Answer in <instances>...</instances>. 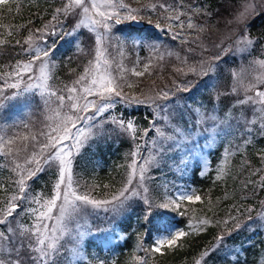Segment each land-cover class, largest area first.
<instances>
[{
  "label": "snow or ice",
  "instance_id": "1",
  "mask_svg": "<svg viewBox=\"0 0 264 264\" xmlns=\"http://www.w3.org/2000/svg\"><path fill=\"white\" fill-rule=\"evenodd\" d=\"M6 3L8 0H0V5ZM157 8L163 10L162 14L172 13L165 16L168 23L164 25L169 30L173 27L178 29L173 32L172 38L174 40L181 38L183 44L189 43V38L183 36L185 22L181 20V14L165 3H148L139 8H131L124 0H66L62 7L53 11L51 21L45 23L42 28H29V35L23 41L27 46L22 48L23 53L29 58L16 61L12 71L3 74L5 78L3 84H0V117L10 118L16 106L30 104L36 96L43 101L48 115L45 117L47 123L44 128L37 133L27 132L8 138L0 136V155L11 158L10 171L16 177L12 181L13 193L0 199V264H60L62 256L66 260L77 262L84 260L86 257L80 249V242L85 232L79 231L82 227L79 221L85 215L98 216L102 210L106 216L111 214L112 217H116L127 212L129 207L142 203L146 207L145 219H150L154 209L175 211L180 207V202L200 201L202 198L194 189L184 187L177 188L174 194L166 196L157 204L149 188V182L153 179L152 171L159 170L170 160L177 171L183 173L189 161L199 159L204 147L215 143L218 135L231 134L233 120L238 125L243 121L244 126H255L257 120L261 121L258 130L264 136V90L256 88L257 84L264 85V59H253L247 68L230 71L233 83L229 87L228 94H234L235 99L223 119L213 114L214 109L208 111L202 107L190 110L195 113L192 123L184 120L183 113H180L179 119L173 115L168 106L170 99L176 93H189L193 90L181 80L172 81V88L175 91L167 88L156 91L154 95L124 92L123 88L127 81L125 73L129 69H126L121 62L117 64V75L113 74L114 60L109 59L108 48L104 43L113 39L109 34L114 25H121L127 21L142 22L143 18H138L140 12L148 9L155 11ZM205 14L211 15V13ZM76 15L79 16V20L73 26L72 33L65 35H72L82 28L95 33V56L71 85L55 88L51 80L52 69L56 65L51 57L55 55L58 45L48 44L47 41L50 36L62 31L61 17L66 20ZM260 16H264V8L260 4L255 0H240L232 19L227 21L229 26L236 24L237 30L215 45L219 51L208 60L201 59L191 65L187 57L181 60L178 53L169 51L167 55H176V58L181 60V67L176 68L175 71L184 76L191 73L207 79L215 72L218 63L227 60L230 55L234 57L235 53L251 54L249 50H255V45L260 43V37L251 36L248 31L249 23ZM52 21L56 23L53 24ZM148 23L153 22L149 19ZM154 26L158 29L162 27L159 21ZM186 26L187 29L195 30L197 33L205 30L203 25L194 23L191 15ZM100 29L103 31H99ZM115 39L117 44L112 47H118L120 55L123 56L124 38L115 37ZM197 40L199 35L194 37L192 42ZM7 43L5 39H0V46ZM15 43L21 45L22 42L16 40ZM261 47L264 48V45ZM187 51L192 53L194 49L188 48ZM163 58V55L158 57L160 60ZM150 64L151 62L144 64V71H137L135 67L130 71L134 76H143L150 70ZM256 69L259 71L254 77L255 83L245 84L246 74L249 70ZM126 86L129 89L134 87L131 82H127ZM205 87H211L215 93L210 99L211 104L219 103L221 95H226L216 91L214 85L206 83ZM6 89H11V93L8 94ZM241 90L245 93L243 98L239 95ZM249 92L254 94L248 95ZM118 103L152 107L153 115L149 127L141 130L134 118L125 119L122 113L119 115L112 113L111 110L116 108ZM236 107L242 109L239 116L231 115L232 109ZM248 113L255 118H249ZM208 122H212L213 126L204 127ZM24 127L27 129L28 125L25 124ZM151 132H154V135L150 140H144L143 145L134 144L129 153L131 161L127 165L123 185L111 193L110 198L96 199L90 192L80 191V185L74 178L73 163L85 146L105 138L110 140L114 133L127 135L135 141L138 134L139 138L143 139ZM205 133L209 134L208 144L200 146L198 138ZM244 143L248 144L250 141L245 140ZM142 147L147 148V155L142 154ZM225 155L230 153L226 150ZM206 167L207 162L204 161V168ZM46 168L56 171V181L50 198L31 193V183L39 179ZM220 171L223 174L224 169L221 168ZM259 186L264 188V175L260 176ZM0 189H5V185L0 184ZM25 201L35 204L36 207L25 208ZM251 211L250 207L248 212ZM25 214L32 218L30 225L18 221V217ZM160 215L162 217L164 213L161 212ZM258 216L264 219V212L258 213ZM236 220V217L230 216L220 223L227 228L230 221ZM253 220L254 217L248 215L246 222H235L233 228H228L227 232L218 235L214 244L199 253V258L194 264H215V261L221 258L220 252L226 247L224 244L226 239L231 238L241 228L250 225ZM208 223L209 220L202 219L197 222V226H193L190 221L189 227L196 230L197 227ZM71 224L75 225L77 230L75 233L69 226ZM199 230L203 231V228L199 227ZM186 235L184 230L175 228L168 221H163L156 226L151 251L157 253L165 246L168 248L177 246L178 241ZM67 238L75 242L69 250H65ZM65 251L70 255L66 256ZM145 251L147 252L148 249ZM239 257L240 252H236L234 257L236 264H239ZM135 259L139 264H145L143 257ZM89 264L92 262L89 261ZM96 264H105V262L100 260Z\"/></svg>",
  "mask_w": 264,
  "mask_h": 264
},
{
  "label": "trees",
  "instance_id": "2",
  "mask_svg": "<svg viewBox=\"0 0 264 264\" xmlns=\"http://www.w3.org/2000/svg\"><path fill=\"white\" fill-rule=\"evenodd\" d=\"M66 0H8V3L0 5V39L8 41L7 44L0 46V81L4 79V75L8 73L12 66L18 60H25L29 58L27 54L23 53L22 48L27 45L23 44L25 38L29 35V28L38 29L51 21L53 11L62 7ZM132 4H142L134 0H126ZM232 1L239 0H181V3L187 8L192 9L195 4L199 5L196 17H201L204 26L202 33H197L189 38V43L183 44L180 40L174 42L172 37L164 38V34L150 28L149 25L135 27L129 22H125L119 26L113 27V33L124 39H139L141 43L155 44L160 41L161 43H168L173 49L180 54L181 60L185 57L188 63L198 62L201 59L208 60L211 56L216 54L215 45L218 37H214L219 32V28L224 24L223 15L225 4ZM169 2V1H167ZM167 4V3H165ZM156 13V11H154ZM153 13V12H152ZM205 13H211L207 15ZM79 16H72L63 20L61 27L64 29L63 33L55 36H50L47 43H56L58 48L55 55L51 59L55 62V67L52 69L56 77L60 79L63 76L62 71L65 64L66 66L73 64V58L68 56L76 49L75 41L77 40L76 34L65 35V33H72L73 26L76 24ZM153 22L155 21L152 19ZM29 21L31 23L29 24ZM143 22L147 24L146 19ZM55 24V21H52ZM250 31L255 37H260V43L264 45V16L252 20L249 25ZM195 30H192L193 33ZM11 33V34H9ZM199 35V40L192 42V39ZM188 34L186 37H189ZM214 37V38H213ZM20 40L21 45L15 43ZM167 40V41H166ZM215 42L212 48H207L209 44ZM115 44L117 41L115 39ZM114 44V45H115ZM130 45L123 46L122 63L124 66L131 64L132 55L130 52ZM212 46V45H211ZM145 49L144 46H142ZM118 50L119 48L116 47ZM188 48L194 49L192 53L187 51ZM120 53V52H119ZM151 51L147 52L148 57ZM237 54L230 55L227 60L218 63L215 72L211 73L216 75L214 82L215 89H224L225 81L227 80L228 72L231 70H238L242 60L248 53H240V58L237 59ZM120 55V54H119ZM264 55V54H263ZM84 62V58H83ZM80 70L78 67H76ZM209 75V77H210ZM207 79H202L199 75H194L193 78L198 79L193 83L192 91L187 93L185 101L189 104L195 102H202V100L209 98L212 88L205 87L208 84ZM154 83L150 81L149 85ZM190 86V85H189ZM214 95V94H213ZM228 97V96H226ZM200 100H198V99ZM220 97V102H222ZM38 102V97L35 98ZM172 103H175L173 100ZM21 105L15 107V112ZM208 106L215 107V104L209 102ZM220 106V105H219ZM172 107V106H171ZM187 113L189 107H185ZM112 113L117 115L123 114L125 119L134 118L136 124L140 129L146 128L153 115V108L147 105L129 106L127 104H117L116 108L111 110ZM180 112L177 113L179 118ZM185 120V115L183 116ZM11 118V116H10ZM4 119V118H2ZM233 139H238L236 134ZM231 140L218 141L217 144L208 151V166L203 171L201 170L199 160L194 159V162L188 168L183 177L177 174L175 177L169 170L168 165H164L159 170H153L151 175L153 179L150 181L151 186L156 188L162 176H170L171 180H188L192 182L195 191L201 196L200 201H183L180 202V207L173 211L172 209L162 210L154 209L150 219H145V212L138 204H135L127 209V212L122 214L117 220L118 227L122 230L123 236L120 240L107 248L98 250L101 252V259L105 264H139L135 259L136 257H143L145 264H194L195 260L199 258V253L205 250L208 245L215 243V238L222 233L227 232L228 228H233L235 222L242 220L243 216L248 214V209L256 205L259 198L262 197L264 188L260 185V176L252 172V166L260 154L264 153V136L253 137L249 144L241 145L236 149L228 158V162L221 159V154L225 145H230ZM233 148V145H230ZM132 149V143L129 141L127 135L113 134L111 139H101L94 141L84 147L81 154L74 160L73 173L75 180L80 184V189L89 188L90 185L94 186L95 191L101 192L105 189H116L122 183V169L125 161ZM11 159L6 160L0 157V184L5 185V189H0V199L11 195L14 191L12 181L16 178L10 171L9 166ZM224 172L221 174V167ZM203 172V174H201ZM172 174V175H171ZM219 177V178H217ZM55 175L50 172V169L40 175L39 179L31 183V193L34 195L37 191L44 193L49 192L55 180ZM253 181L254 183H248ZM259 183V185H257ZM175 184V183H174ZM107 185V187H105ZM247 185V186H245ZM160 194L156 193V198H160ZM28 201H25L24 207ZM250 206V207H247ZM27 208V207H26ZM164 215L161 217L160 213ZM184 213V215H181ZM236 217V221H230L227 228L220 223L229 217ZM28 214L18 217L19 223L27 222ZM88 218L96 225L97 218L93 215H85L82 221ZM202 219L210 221L207 225H201L203 231L193 230L189 227L191 221L193 226H197V222ZM163 221L175 223L180 225L187 235L178 241L177 246L168 248L165 246L161 252L153 253L151 245L153 244V234L156 232V226L160 225ZM70 227L74 233L77 231L75 225L71 224ZM88 241V239H85ZM214 240V241H213ZM213 241V243H211ZM71 238L65 241V250L74 245ZM226 247L220 252V259L215 261V264H236L234 259L236 252H240L239 264H264V237L261 235L258 225H248L236 231L231 238L226 239L224 242ZM110 249L114 250V254L108 255ZM145 249H148L146 252ZM67 251L65 255L67 256ZM105 254V255H104ZM96 264L97 259H88L87 262L82 264ZM60 264H68L64 256L60 258Z\"/></svg>",
  "mask_w": 264,
  "mask_h": 264
},
{
  "label": "rangeland",
  "instance_id": "3",
  "mask_svg": "<svg viewBox=\"0 0 264 264\" xmlns=\"http://www.w3.org/2000/svg\"><path fill=\"white\" fill-rule=\"evenodd\" d=\"M134 1H137V2L142 3V4H135L134 5V4L129 3L126 0H124V2L126 4H128L131 8H139L141 5L148 4V3H156V4L167 3V5L170 6V8L175 9L176 12L181 14L180 18L182 21L185 22L184 31H183V36H185V37L190 32H192V30L187 29V26H186L189 15L192 16L194 23H196L197 25H201V23H202L201 17H196V19H195V14H197L198 10H199L198 4H195L193 6V8L190 9V8H187V6L183 5L181 3V0H134ZM167 1H169V2H167ZM255 2L257 4H260L261 7L264 8V0H255ZM239 3H240V0L239 1H232V2L230 1L228 4H225V7H224L225 9L223 12V15L226 13L225 17L223 18L224 24L221 25V27L219 28V32L217 34H215V36H214V37H218V39L216 40L217 41L216 44H219L222 40H224V38L226 36H228L230 33H234L237 30L236 24H232L231 26H229L227 24V21L232 19V16H233L236 8L239 6ZM155 11H156V13L154 11H152L151 9L144 10V11L139 13L138 18L142 17L143 19H146L147 23H148L149 19L152 22H153L152 19H154L155 21L152 24H150V28H152L155 31H158V28H156L154 25L157 21H159L162 25V27L159 28V30L160 29L164 30V31H161L164 34V38L172 37L173 32L178 31V29L173 27L171 30H169L167 27H164V25H166L168 23V21L165 20V16L168 14H172V13L162 14L163 10L159 9V8H157ZM258 11H259V9H258ZM76 16H78V15H76ZM78 20H79V17H78ZM124 23L125 22H123L122 24H124ZM249 25H250V23H249ZM117 26H119V25H117ZM63 31H64V29L62 28V31H59L58 34L61 35V33H63ZM99 31L102 32L103 30L100 29ZM248 31L252 37H255L249 28H248ZM74 34H76V33H74ZM195 34H197V31L191 33V35L188 38H191ZM109 35L111 37H113V39L106 40L104 43V46L108 48L109 59L114 60V63L112 64V71H113L114 75H117V64L122 62V59L124 58V56L119 55L120 54L119 50L116 47H112V45L115 44V37H119L118 35L113 33V28H112V31ZM76 36H77L76 37L77 40L75 41L76 49L74 50V52L72 54L68 55V56H71L73 58V64L68 65V66H66V64H65L63 69H66V71H64V70L62 71L63 76L61 79L59 77H56L53 73V70H52L51 84L55 88H63L65 85H71L72 82L74 80H76L80 74L83 73L84 68L88 65L89 61L92 60L93 57L95 56V48H96L95 36H96V34L89 31L87 28H82V29H79V32ZM177 40H180V38L175 39L174 42H176ZM124 41L125 42L123 43V46L130 45L129 47H130V52L132 55L131 64H127L126 66H124L126 69H129V71L125 73V76L127 77V81L125 82V85L123 88L124 92L129 93V94H135V95H140L141 93H143L144 95H154L156 91H159L162 89L166 90L167 88H171L172 91H175V89L172 88V81L174 79L181 80L190 86H192L193 83H195V81L198 80V79L193 78L194 74L189 73L188 75L184 76L182 74H178L175 71L176 68L181 67V60H178L176 58V55H172V56L167 55V53L169 51H171L173 53H177L173 49L174 47L170 46L168 43H161L160 41H158L155 44H149V43L147 44L145 42L141 43V41L139 39L132 40V39H128V38L124 39ZM214 45H215V42L212 41V43L209 44L207 48L208 49L212 48ZM261 45H263V44L258 43L255 45V50L250 49L249 51L251 54L248 53L245 56V58L242 60V63L240 64L238 70H235V71H239L241 68H247L249 66V63L253 59H264V55H263L264 54V48H262ZM142 46H144L145 49H143ZM225 46H227V44H225ZM148 49H149V51H151L149 57L147 55ZM215 50H216V53L219 51L216 48H215ZM160 55L164 56L163 60L158 59V57ZM83 58H84V62H83ZM239 58H240V53L237 54V59H239ZM27 59L28 58H26L25 60H27ZM21 60H23V59H21ZM149 62H151L150 70L148 72H145V74L143 76L137 77V76L132 75L130 70L133 67H135L137 71H144V64L149 63ZM189 64L190 65L193 64V61ZM76 67H78L80 70H78ZM253 67H255V66H253ZM11 71H12V69L9 72H11ZM258 71H259V69H256L255 71L249 70V72L245 76L244 83L245 84H247L249 82L255 83L254 77L256 76ZM228 73L229 74L227 76V80L225 81L226 84H225L224 89H223V87L220 90L215 89L216 91H218L222 94H226V95H221L223 100H222V102L218 108H216L217 103L215 104L216 105L215 107L208 106V104L210 102L209 98L202 100V102H195V100H194L193 103L189 104L188 101L184 100L185 97H187L186 96L187 93L179 92V93H176V95L174 97H172L170 99V101L168 102V106L172 110V114L177 116V113L180 112V110H181V112L183 113V116L185 115V117H186L185 120H187L189 123H192V121L195 118V113L191 112L190 110L194 109L196 107H202L204 110H208V111H212L214 109L213 114L217 115L219 118L223 119L225 117V113L229 110V106H230L231 102L235 99L234 94H228L229 87L233 83V78L230 75V72H228ZM3 81H4V79H2L0 81V84H3ZM150 81L153 82L154 84L149 85ZM215 81H216V75L215 74L210 75L209 80H208V84L214 85ZM9 82H11V81H9ZM127 82H131L134 85V87L132 89L127 88V86H126ZM256 88L258 90H264V85L257 84ZM6 91L8 92V94H10L12 90L6 89ZM213 94H215V93L213 92V90H211V92L209 94L211 96V98H212ZM253 94L254 93H252V92L248 93V95H253ZM239 95L241 98H243V96L245 95L243 90H241ZM226 96H228V97H226ZM36 97H38V100H39L38 102H36L34 100L30 104H27V105L22 104V106L19 107L17 114H16L15 108H14V110L10 114L11 118L2 119V117H0V136L8 138V137H11L14 135H20V134H24L27 132L37 133L41 129L44 128V125L47 123L45 117L48 115V112H47V109L44 106L41 98L39 96H36ZM172 100L175 103H172V105H171L172 107H171L170 104H171ZM198 100H200V99H198ZM53 107H55V105H53ZM185 107H189L187 113L185 111V109H186ZM241 112H242V109L239 107H236V108L232 109L231 115L239 116L241 114ZM248 115H249V118H253V119L255 118L250 113H248ZM260 123H261V121L257 120V124L255 126H253V125L244 126L243 121H241L238 125L237 122L235 120H233L232 121L231 134L230 135H223V134L218 135L216 137L215 143H212L209 147H204L203 152L200 153V158L197 160H199L201 170H203V171L205 170L204 161L207 162V166H208V162H209V159L207 157V155H208L207 149L208 148L215 146L218 141L221 142L224 140H226V141L231 140L230 145H233L234 147H237V148H233L230 145H228V146L225 145L223 152L221 154V159H222L223 164H224L225 163L224 161L228 162V158L230 157V155L236 149H238L239 146L245 145V143H244L245 140H249L251 142L252 136L258 137L261 135L259 130H258V126ZM25 124L28 125L27 129H25V127H24ZM212 126H213L212 122H208L207 124L204 125V127H212ZM147 127H149V125ZM249 132H250V134H249ZM235 134L238 137V139H233L234 138L233 136ZM153 135H154V132H151L147 137L140 139L139 134H138V138L135 141H133L131 138H129V141H131V143H132V149H133L134 144L139 143V144L143 145L144 140H150ZM208 141H209V134H207V133L203 134L201 137L198 138V143L200 146H205L206 144H208ZM239 148H241L243 150L242 147H239ZM226 150L228 153H230V155H227V156L225 155ZM141 151H142V154H144V155L148 154V150L145 147H142ZM29 152H31V149H29ZM262 156H264V153L260 154L259 158L254 162V163H256V166H252V172L257 176L264 175V171H258V170L264 169V159H262ZM0 157L5 158L6 160L11 159V158L5 157L3 155H0ZM130 161H131V157L128 154V157L125 161V165L123 166V169L121 172L122 177H123L122 183L120 184L121 186H119L118 188H116L114 190L108 188L105 190H101V192H98V191H95L94 186L90 185L89 188L84 187V188L80 189V191L81 192H85V191L90 192L92 197L96 198V199L110 198L111 193L115 192L117 189L122 187L123 182H124L125 177H126V174H127V165L130 163ZM192 163H193L192 160H190L188 163L187 169L184 170L183 173L177 171L175 165H173L172 161H170V160L167 161L166 165H168L169 170H171L174 177L177 174H179V177H183V175H185L186 172L188 173L187 170L191 166ZM9 166L11 167V162H10ZM223 167L224 166H222L221 168H223ZM50 172H52L56 177L55 169H50ZM55 181H56V178L53 182V185H54ZM53 185L51 187L52 189L49 192L44 193L42 191H37L36 194L37 193L41 194L44 198H50L52 191H53ZM257 185H259V183H257ZM184 187H188V188L195 190L194 186L187 179L186 180L184 179L182 181L181 180L174 181V180L170 179V176H165V177L162 176V178L158 182V185L156 188H153L151 186V183L149 182L150 193H151L153 199L155 200V202L157 204L162 202L166 196L174 194L177 188H184ZM156 193L161 195L159 199L156 198ZM137 206H140L143 209V212L146 211V207L142 203H139ZM26 207L27 208L28 207H36V205L32 204L28 201L25 208ZM247 207H250V206H247ZM261 212H264V192L262 194V197L258 199L256 205L252 208L251 213L244 215L242 220H240L239 222H246V217L248 215H251L252 217H254V220L250 223V225L251 226L258 225L260 228L261 235L264 237V219H262L260 216H258V213H261ZM93 216L95 218H97V220H98V223H96V225L94 223H92L90 221V219L85 218L81 223V225H82L81 229H79V231L85 232V235L80 242V249L82 250V253H83L84 257H86V259L81 260L79 262H77L75 260H67L68 264H82L83 262H87L88 259H93V258L100 260V258H101L100 253L101 252H99L98 250L103 249V248H107V247L110 248V246L114 243V241L120 240V238L123 236V232L118 227L119 223L117 222V220L120 218L121 215L116 216V217H112L111 214H109L106 216L103 213V211L101 210L98 216H95V215H93ZM31 223H32V218L29 216L27 222H24L22 224L30 225ZM173 225L177 229H182L181 226H179V225H176V224H173ZM98 229H100V231H97ZM155 235H156V232L153 234L152 237L154 238ZM85 239H88V241ZM213 241L211 243H213ZM73 246L68 247V250L71 249ZM106 253H108V255H111L114 253V250L110 249ZM69 255H70V253L68 252L67 256H69Z\"/></svg>",
  "mask_w": 264,
  "mask_h": 264
},
{
  "label": "water",
  "instance_id": "4",
  "mask_svg": "<svg viewBox=\"0 0 264 264\" xmlns=\"http://www.w3.org/2000/svg\"><path fill=\"white\" fill-rule=\"evenodd\" d=\"M131 23H132L133 25H135V26H140V25L143 24L142 22L137 23V22H132V21H131Z\"/></svg>",
  "mask_w": 264,
  "mask_h": 264
}]
</instances>
